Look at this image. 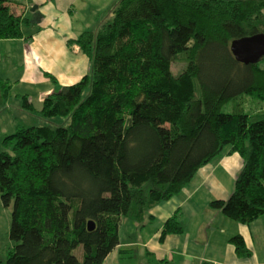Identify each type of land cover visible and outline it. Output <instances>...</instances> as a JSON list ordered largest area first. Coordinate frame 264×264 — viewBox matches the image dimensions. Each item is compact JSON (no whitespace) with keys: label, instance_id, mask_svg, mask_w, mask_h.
Listing matches in <instances>:
<instances>
[{"label":"trees","instance_id":"obj_1","mask_svg":"<svg viewBox=\"0 0 264 264\" xmlns=\"http://www.w3.org/2000/svg\"><path fill=\"white\" fill-rule=\"evenodd\" d=\"M24 4L0 0V40L24 37ZM263 11L264 0H118L70 40L90 71L39 109L21 95L45 121L3 139L0 193L13 203L15 245L0 264H104L123 218L144 220L224 147L243 166L230 197L210 206L245 224L263 215L264 68L231 50L233 40L264 33ZM1 85L4 108L11 94ZM244 95L263 105L222 110ZM182 230L174 214L160 240ZM230 241L239 256L251 255L242 236Z\"/></svg>","mask_w":264,"mask_h":264},{"label":"crops","instance_id":"obj_2","mask_svg":"<svg viewBox=\"0 0 264 264\" xmlns=\"http://www.w3.org/2000/svg\"><path fill=\"white\" fill-rule=\"evenodd\" d=\"M22 1L24 14L31 13L30 22L24 28V37L0 40L8 58L18 57L16 75H10L9 63L0 67L3 70L0 90L2 82L10 87V92L17 87L22 91L18 94L21 101V95L25 94L39 109L48 94L76 82L90 71L88 56L77 44L68 42L86 29L95 28L98 14L113 3H109L111 0ZM34 5L38 8L31 11ZM18 111L29 113L19 106ZM27 124L14 117L13 131ZM242 166L241 156L229 153L228 147H224L195 172L179 193L154 205L144 220L123 218L122 225L125 219L130 220L124 230L126 238L120 237V244L104 264H123L124 258L128 259L126 264H143L150 259L145 257L148 251L159 264H264V214L245 224L210 206L213 199L230 197ZM174 214L178 215L182 232L168 234L160 240L165 222ZM235 235L243 237L250 256L237 254L230 241Z\"/></svg>","mask_w":264,"mask_h":264},{"label":"rangeland","instance_id":"obj_3","mask_svg":"<svg viewBox=\"0 0 264 264\" xmlns=\"http://www.w3.org/2000/svg\"><path fill=\"white\" fill-rule=\"evenodd\" d=\"M116 1L118 0H111L109 3L110 4L116 3ZM30 16L31 13L29 12L28 17ZM24 28L25 29L27 28V24L24 26ZM6 51L7 49L4 48L2 43H0V67L6 66V63H9L12 66V71L10 72V75H16L17 71L15 67L18 64L16 60L18 59V57H14L13 59H10L8 58V54L6 53ZM183 66H184V62L182 61V59L174 63L172 66L173 73L177 75L179 69L183 68ZM260 66L264 68V58L260 60ZM2 71L3 70L1 69L0 74ZM20 92L22 91L16 87L15 91L10 92L11 95L5 107L3 108V106H0V152L3 150L4 136L14 132L12 126V120L14 117L15 120H18L21 123L28 122L29 124H27V126L41 124L44 123L45 121L42 117H40L38 113H34L30 111H28L29 113H27L26 111H18V106L19 108L22 107V101L18 97V94H20ZM236 102H243V106L247 110H249L250 108H257L263 105V103L257 101L256 99L244 95L241 98L233 99L226 102L223 105L222 110L224 112H230L233 108V105ZM12 212H13V203L10 204L9 206L5 205L2 201L1 193H0V260L2 262H5L9 251L15 245V243L10 238ZM129 223L130 220L125 219L124 224L120 228L121 240H125L126 238L124 230L129 226ZM74 253L77 255V257L80 260H83L84 250L82 245L78 246L75 249ZM127 260L128 259L126 258L122 259V263L126 264L125 261ZM134 260L140 261L139 259H134Z\"/></svg>","mask_w":264,"mask_h":264},{"label":"water","instance_id":"obj_4","mask_svg":"<svg viewBox=\"0 0 264 264\" xmlns=\"http://www.w3.org/2000/svg\"><path fill=\"white\" fill-rule=\"evenodd\" d=\"M34 5L31 11L37 9ZM231 50L235 58L242 63H257L264 58V33H257L252 36H246L235 39L231 43ZM89 228H93V223L89 222Z\"/></svg>","mask_w":264,"mask_h":264}]
</instances>
